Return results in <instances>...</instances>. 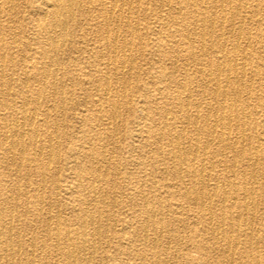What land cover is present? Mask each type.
Segmentation results:
<instances>
[{"label":"bare ground","instance_id":"bare-ground-1","mask_svg":"<svg viewBox=\"0 0 264 264\" xmlns=\"http://www.w3.org/2000/svg\"><path fill=\"white\" fill-rule=\"evenodd\" d=\"M16 1L5 0L9 11L14 9ZM131 1L87 0L86 3L85 0H34L38 3L32 5L31 10H28L25 15L32 23L34 29L32 39L34 42L31 43L26 39L22 54L18 59L12 54H8L14 50L12 47L0 43V164L5 163L6 169L10 171L9 176L13 177L14 181L21 177L20 172L23 168H32L34 172L38 173L37 185L39 187H45L46 182L49 181L54 185L53 189L55 191L60 190V187L63 188L62 197L66 201L68 200L66 206H64L66 210L70 211L71 219H69V222L71 225H68L66 220H61L62 197H59L58 192L49 193L46 196L40 190L36 194L38 202L36 205L37 215L43 217L44 220L48 219L50 224H45L47 225L45 232L49 237L48 240L52 238L51 245L53 248L58 250L61 247L60 254L63 257V264L91 263L92 254L98 244H96L95 239L101 237L99 228L100 223L104 220L98 207L106 205V198L109 195L113 196L111 199L114 198L112 203H116L115 197L118 196V192L110 183L108 184L109 190L107 188L104 191L101 187L103 179L109 176V171L107 168L101 169L98 165L104 166L108 161V156L105 150L101 149L102 151L95 154L94 150L88 147L92 142L90 137L78 138L71 135L68 152V159L71 163L66 162L63 167L59 163L61 159L59 139L61 127L63 126L60 127L59 116H63V109L65 108V100L60 97L62 93L61 79L66 77L75 79L72 92L75 93L78 90L83 95L84 100L81 101V106H85L88 101L95 99L94 106H98L96 111L101 112V109H99L102 107L100 101L108 102L110 106L109 112L107 111L109 113L108 117L114 119H112V125H114L113 122L116 113H118L116 109H118L119 102L113 100L110 96L112 89L108 71L110 69H113V72L116 71L114 74L116 77H114L116 83L122 89L129 87L128 81L126 84L124 78L125 69L133 64L134 55L137 52L126 54L120 48L119 52L121 54L114 51L115 54L111 55L112 50L110 54L104 57V54L100 52V48L118 47L119 36L117 33H109L108 21L113 18L117 27L123 23L125 24L121 8L126 4L129 6ZM158 1L163 5L170 6L173 0ZM182 2L184 6L196 10L198 13L197 16L189 18L185 26L180 27V35L183 34L181 37L187 45L188 57L185 62L187 66L190 63L189 61L201 65L200 67L194 66V69L189 70L190 72L187 74L185 73V76L197 75L201 78L198 82L201 100H192L194 112L191 111V114L184 112L186 102L177 101V112L180 113L177 116L180 124H190L194 129L200 117L203 116L202 132L209 137L212 144L220 149L218 154H214L213 151L211 154L216 157L219 156L221 159L217 162H209L208 160L207 163L202 160L201 163H197L199 169H196L193 163L186 164L184 160L185 153L194 155V153L201 151L206 159L207 146L200 145V141L196 139L197 137L193 144L188 147L182 144L180 138L185 135L186 127L176 129L173 125L172 128V124L167 122L169 112L167 110L162 111L158 118L163 122L162 129H160L162 131L159 130L155 134L158 137H164V132H173L172 136H167L169 148L163 154L170 165L175 168L171 174L176 177V182L166 186L152 182L148 190L140 186V181L120 187V193L127 195L126 204L128 206L121 205L130 207L131 219L136 220L139 224V231L132 230L131 220H126V218L122 221L116 220L112 224L111 232L118 237V241L124 244L123 247L121 244H117V247L123 250V254L127 256L126 261L114 262V264H140V259L144 261L143 264H165L159 257L158 241L166 232L172 231L171 226L182 220L180 212L185 203L193 205L195 211H198L197 216H195L197 222L194 224V233L184 236L180 243L185 246L189 242L195 249L200 250H191L185 254L190 261L197 258L194 252L210 254L216 251L219 258L212 264H224V261L228 262L227 264H264V253L260 250V247L264 245V223L262 227L258 228V231L253 226L258 217V210H264V186H255L256 179H264V173L261 172L258 175L251 173L253 174L251 178L254 179L250 182L246 179L236 181L230 178L231 176H226L228 172H234L236 169L243 173L246 166L263 164L264 150L261 151L259 138L247 132V130L251 131L253 126L248 125V121L246 123L245 120L248 114L241 107V103L254 100L259 104L264 98V89L260 90L259 93H251L244 82L248 69L255 68L257 70L256 62L264 60V23L259 21L253 23L251 20L250 23H253V27L250 30L246 27L244 17L236 20V17H233L230 11L229 15L225 13H215L216 15H214V11L217 12L218 9L221 11L224 8L225 0H183ZM227 2H230V0ZM235 9L237 8L232 7V10ZM95 12H100V18L102 17L98 25L100 28L96 29L93 35L97 39L91 46L89 45L87 50L83 49V52L81 51V56L76 60V63L78 62L77 68H79L77 69V76L73 78L69 75V72L66 74L62 72L66 48L78 42L75 32L80 31L82 25L91 26V22L95 19L92 16L96 17V14H93ZM159 16H161V13H159ZM175 18L174 15L171 19L175 20ZM134 32L136 33L135 30ZM191 34L196 35V37L191 39ZM80 39L82 40L81 43L87 44L85 35L82 34ZM194 43L198 44L196 49ZM127 44L129 45V42H125V46ZM26 53L30 54L27 55ZM32 53L33 55H31ZM28 66L32 68V71L27 69ZM163 66L162 64L158 66L160 68L158 77L160 78L166 77L165 71L161 70ZM254 73L255 71H253ZM256 76L263 79L260 71H257ZM32 77L40 80L41 84L34 83V86L31 85ZM85 81L86 83L100 81V85H96V90H93L88 86H84ZM46 87L52 88V92L48 93ZM194 90L196 91V89ZM183 91L185 96L190 97L193 90L184 89ZM243 92L245 93L244 96L242 95ZM85 111L87 110L72 109L71 118L81 126H86L88 123L92 125L91 119L95 120L94 115L97 113L84 115L83 112ZM97 117L102 118L103 115L97 114ZM142 119L145 122H153L152 117L146 113H144ZM111 132H113V129ZM145 133L150 135L151 132L148 130ZM101 135L96 130L94 138L102 141ZM193 158L195 159V157ZM237 158L240 159L239 164ZM64 167L73 171L75 175L74 181L69 184H67L65 178L62 179V176H60ZM218 167H220L219 174L215 173V169ZM164 169L166 171V168ZM120 170L119 168H113L116 175L121 174ZM123 174L126 176L124 172ZM182 174L188 177L187 182L181 178ZM180 195L183 196L181 200L176 198ZM26 198L19 186H13L7 194L0 187V264H9L7 258L15 259L20 255L18 247H16L19 243H17L18 245L12 243L13 225L15 222H21L19 215H15L14 211L18 207H22L24 212H28L29 202ZM140 198L143 204H140ZM16 199L19 202H15ZM74 202H78V204H74ZM140 225L143 232L141 237ZM90 226L91 230L88 229ZM16 237L18 236L16 235ZM140 242L152 249L150 258H147L145 254H140ZM39 243V248L47 246L44 239L40 240ZM183 246L181 247L183 248ZM182 248L175 255L182 254ZM32 257L31 261H33ZM227 259L229 260L227 261ZM11 264L27 263L14 261ZM51 264H54V262L51 261Z\"/></svg>","mask_w":264,"mask_h":264},{"label":"rangeland","instance_id":"rangeland-1","mask_svg":"<svg viewBox=\"0 0 264 264\" xmlns=\"http://www.w3.org/2000/svg\"><path fill=\"white\" fill-rule=\"evenodd\" d=\"M86 1L87 0H85V2ZM182 1L183 0H173L170 6H167V4L163 5V3L161 4L158 0H132L131 3H129L130 7L126 4L129 7V9L126 5L123 8H121L122 16H124L125 24L123 23L122 25H119L117 27L113 21V18L109 19L110 21H108L107 27L110 31L109 33L118 34L119 36V41L117 43L118 47L115 48L114 46L110 48L109 47L100 48L101 54H104V57H106V55L110 54L112 50H113L112 52L113 54L111 53V55H114L116 51L118 53L121 49L123 50V53L125 52L126 54L128 53L135 54L137 52L134 55L133 64L130 65L132 68L128 66L129 68L127 67L125 69L124 78L126 79V84L128 81L129 87L122 89V87H120L119 84L116 83V79H115L116 76L114 75L116 71L113 72V69H110L108 71V74L110 77V85L112 89L110 96L113 100L119 102L118 109H116L118 113H116L115 121L113 122L114 125H112V121L114 119L108 117L109 115L108 110H110V106L108 102H105L104 100L100 101L102 104V107L99 108L101 109V112L96 111L98 109V106H94L93 102H95L94 101L95 99L93 101L92 100L88 101L85 104V106L84 105L81 106L83 102L82 100H84L83 95L78 90H76L75 93L72 92L73 86H75L74 84L75 79H70V77L61 79L62 93L60 94L61 95L60 97L62 100H65L64 101L65 108L63 109V112H64L62 114L63 116H59L60 118L59 123L61 122L60 127L63 125L62 126L63 128L61 127L60 139H59L60 158H61L59 163L63 167L66 162H69V159H68L69 138L71 135H75L78 138H81V137L89 138L90 137L92 138V142L89 144L88 147H91L94 150L93 152H95V154H97L98 151L105 150L108 156V161L106 164H104V166L106 167L100 164L98 165L101 169L107 168L109 171V176L106 177L107 179L106 178L103 179V183L101 184V187L105 191L107 190L108 184L110 183L111 186L115 187V190H117L118 192L117 193L118 196L115 197L116 203H112L114 198L111 199V197L113 196L109 195L106 198V202H107L106 205L104 207H98L104 220L100 223L99 230L101 231V237H98L95 239L96 244L97 243L98 244L96 245V249L94 253L92 254V260L90 264H114V262L117 263L119 261L121 262L126 261L127 256L123 254V250H120L117 247V244H121L122 247L124 246V244H122L121 241H118V237L114 235L113 232H111L112 224H114L116 220L122 221L125 218L126 220L129 219V221L131 220V224L133 225L132 230L139 231V228H138L139 224L136 222V220L131 219L132 215H131L130 207L124 206V205H127L126 204L127 195L125 193H123L122 195V192L120 193V190H121L120 187H123L125 184H132V183L140 181V186H143V188L148 190L149 185L152 182H155V184L157 185H164V186H166L167 184H173L176 182V177L172 176L171 174L175 168L170 165V162L168 161L166 156L163 154V152L165 153L166 150L169 148L168 143H167V136L168 135L172 136L173 132L169 131L165 133L163 131L164 137H158L155 134V132L162 129L163 122L162 120L158 119L162 111L167 110L169 112V114L167 115L168 116L167 122L169 124H172L171 125L172 128H173V125H174V128L176 129H181L183 126L186 127L185 135L182 138H180V141L182 140V144L188 147L189 145L193 144V142L195 141V138L197 137L196 139L200 141V145L203 144L207 146L206 159L201 151L194 153V155L185 153L186 159L184 158V160L186 161L185 162L186 164L193 163L195 168L199 169L198 164L201 163L202 160L203 161L205 160V162L206 161L208 162V160L209 162L210 161L217 162L218 160L221 159V157L219 158V156L216 157V156H213V154H211L213 152L214 154L216 153L218 154V150L220 149L217 148L215 144H212L209 140V137H207L204 134V132H202L201 127L203 124L202 122L203 116L200 117V119L198 120V124L195 127V129L190 124L188 125L180 124V121L177 116L180 114L177 112L178 111L177 101L180 100L182 102H186L185 103L186 108L184 107V112L185 113L188 112V114L189 113L191 114V111L192 113L194 112V108L192 107V103H193L192 100L193 99L201 100V94L199 93L200 89L198 87V82H200L201 78L198 77L197 75H192V76L186 75L185 76V73L187 74L188 72H190L189 70L194 69V66L200 67L201 65L200 64L197 65L194 62L189 61L190 63L187 66V63H185L186 58L188 57L187 45L184 43V40L181 37V35L183 34L180 35V31H181L180 27L185 26V24L188 23L189 18L191 19L192 16L194 17L197 16L198 13L196 10L184 6ZM225 1H226V4L224 8L221 9V11L220 9H218L217 12L214 11L213 13L214 15H216L217 13H225L229 15V11H230L233 17H236V20L240 17H244L246 19V23H245L246 27H248V29L250 30H252L251 29L253 27L252 24L255 21L264 23V0H230V2H227L228 0H225ZM33 2L34 0H22V1L17 0L15 2L16 4L14 6V9L9 11L7 2H5V0H0V43H4L7 46L12 47L14 50L9 52L8 54L9 55L12 54L17 59L22 54L23 45L26 39L31 41V43L34 42L32 39L34 35V29L32 27V23L25 16L26 12L28 10L29 11L31 10L32 8L31 6L36 5L38 3V2L37 3L36 2L33 3ZM30 3H33V4H30ZM232 7H236L237 9L232 10ZM173 11L174 13H172ZM99 13L100 12L93 13V14H96V17L92 16V18L93 19L95 18V19L91 22L92 23L91 26L82 25V29L78 32H75L76 33L75 37L77 36L76 39L78 40V42L66 48V56L63 61L64 65H62L63 67L62 72L65 74L69 72L70 73L69 75H71L73 78L77 76V72H78L77 69H79L77 68L78 62L76 63L77 58L81 56L83 49L87 50L89 48V45L91 46L95 42V39H97L93 35L95 34V30L100 28V26L98 25L100 21L102 20V17L100 18ZM159 13H161V16H159ZM174 15L176 16V18L175 20H172L171 18ZM251 20L253 21V23H250ZM164 23L166 26L164 25ZM134 30L136 31L137 34L134 32ZM82 34L83 36L85 35L87 37V44L81 43L82 40L80 39V37ZM195 37L196 35L191 34V39H194ZM125 42H129V45L127 44V46H125ZM138 43H141V44H138ZM197 47H198V44L194 43V48L196 49ZM8 54L6 53V55ZM26 54L29 55L30 53H26ZM118 54H121V52H119ZM31 55H33V53ZM178 58L180 59L182 58V59L180 60ZM158 64L160 65L162 64V66L164 65L163 69L161 70L163 72L165 71L164 72L166 74L165 78L158 77V74L160 71V68L158 67L160 65ZM255 66L258 69L255 70V68H249L247 75L244 79L245 80L244 82L246 86L249 87L248 90L251 91V93H256V92L259 93L260 90L264 89V60L256 62ZM175 68H177L176 71H175ZM27 69L29 71H32V68H30V66H28ZM182 70L185 72H183ZM253 71H255L254 74H253ZM257 71H260L262 73L261 78L263 79H260L258 76H256ZM126 76L129 78H127ZM32 78L33 80L31 82V85L34 86L37 83L41 84L40 80H36L34 79V77ZM96 85H100V81L96 83H86L85 81V84H84V86H88L89 88H92L93 90H96V87H97ZM46 88H47L46 91H48V93H51L53 90L52 88H49V87H46ZM183 88L189 89L190 91L193 90L194 92L192 91L193 92V93L191 92L192 95L190 97H187L184 94ZM194 89H196V91ZM242 95L244 96L245 93L243 92ZM123 101H125L124 102L125 105L123 104ZM146 102H148L147 103L148 105L146 104ZM241 107L245 109L244 110L245 113L249 115V117L247 115V118L245 120L246 123L248 121L247 124L250 126H253V129L251 130L252 132L249 130H247V132L259 138V144L261 147V151H263L264 150V98H262V101L259 102V104L258 102L256 103L254 100H251L248 102L243 101L241 103ZM75 108L87 110L83 112L84 115H90L92 113H97V114H102L103 117L98 118L97 114H95L94 115L96 117L95 120L91 119L92 125H89L88 123V125L86 126H81L79 123H77L71 118L72 109H75ZM144 113L149 114L152 117V121H153L152 123L145 122L142 119V116L144 115ZM105 117L108 119H106ZM112 129H113V132L115 133L111 132ZM96 130H98V132L102 134L101 135V137L103 138L102 141H99L96 138H94V134ZM148 130L151 132L150 135H148V133H145ZM161 131L162 130H160V132ZM158 147H160L161 149L160 148L158 149ZM193 157H195L196 160ZM203 157L204 159H202ZM236 160L238 163L240 159L237 158ZM70 163L71 162H69V164ZM261 164L262 163L253 165L255 166L254 168H252L253 166H250L251 168L246 166L245 172L243 173H241L242 171L240 172V170L236 169L234 172L233 171L228 172L226 176L228 177L231 176L230 178L236 181H239V180L241 181L243 179H246L249 182L253 181L254 178L252 179L251 175L253 174L258 175L261 172L264 173L263 171L264 154H263V164L262 165ZM65 168L66 167H64V169L61 171L60 176H62V179L65 178L67 181V184H69L74 181L75 175L73 174V171H70ZM113 168L121 169L120 170L121 174L119 175L114 174ZM164 168H166V171ZM219 169L220 167L216 168L215 173L219 174L220 173ZM259 169H261L262 171ZM9 172L10 171L7 170L5 167V163L2 162L0 164V187H2L5 191V194H7L10 188H12L13 186H19L22 193H24L27 197L26 199L29 202V210L28 212H24L22 207H18L14 211L16 213V214L14 213L15 215H19L21 222L19 223L15 222L13 225L14 236L12 239V243H14L15 245L19 243V245L17 244L18 246L16 247H18L20 255L18 258H15V259L11 257L7 258V262L9 264H11L14 261L15 262L21 261L27 264H51V261H52L54 262V264L55 262L56 264H63V257L60 254L62 251L61 247L58 250L53 248L51 245L52 238L48 240L49 237H47L48 235H46L45 229L49 223L48 219L44 220V218L39 217L36 212V205L38 204L36 194L39 193L40 190L41 192L43 191L44 195L46 196L49 195V193L58 192L60 194L59 197H62L63 188L60 187V190L58 189L57 191H55L53 189L54 185L50 183L49 181L46 182L45 187H39L37 185L38 180H39L38 173L34 172L32 168H25V169L23 168L20 172L21 177L15 181L13 177L9 176ZM123 172L125 173L126 176H124ZM25 174L27 175V178ZM144 174L146 177L144 176ZM181 178H183L187 182L186 179L188 177H186L185 174H182ZM262 185L264 186V179L263 178L256 179L255 186L260 187ZM109 189L110 188H108V190ZM161 196L163 195L161 194ZM21 198L23 199V197ZM176 198H179L181 200L183 199V196L180 195V197L177 196ZM61 199H62L61 206H60L61 211H62L60 214L61 220H66V222H68V225H71V223L69 222V219H71L70 211L65 209L66 202H68V200L66 201V199H64L63 197ZM141 200L142 199L140 198V204H143ZM15 202H19L18 199H16ZM74 204H78V202H74ZM121 204H124V205L122 206ZM197 212L195 211V208L193 205H187V203H185L180 212L182 220L179 222H176L173 226H171L172 231L166 232L164 236L158 241L159 257L161 258L163 262H165V264H197V263L198 264H212V263H215V261L219 258V255L217 254L216 251H213L210 254L194 252L197 257L196 260L194 261H190L189 257L185 255L191 250H197L189 242L185 246L180 244L184 236L191 235L194 233V224L197 222L196 217H195L197 216ZM257 216L258 217L256 218L254 225H253L256 231H258V228L262 227L264 223V210L262 209L258 210ZM260 217H261V221H260ZM36 218L38 219V221ZM22 220H25V221H22ZM259 221H260V224H259ZM88 229L91 230V226ZM142 234L143 232L141 230V225H140V237L142 236ZM16 235L18 237H16ZM149 237L151 238V236ZM42 239L46 241L47 246L45 248L40 247L41 248L40 249L39 241ZM181 246H183V248ZM263 246L264 245L260 247V250L262 253H264ZM180 248L183 249L182 254L179 253L178 255H175V253L181 250ZM46 249L48 250L47 252H46ZM197 251H200V250H197ZM151 252H152V249L150 248V246L144 245L143 243L140 242V254H145L147 258H150L151 257L150 255H152ZM31 257L33 258V261H31ZM228 260L229 259H227V261ZM143 262L144 261L140 259V264H143ZM227 263L228 262L224 261V264H227Z\"/></svg>","mask_w":264,"mask_h":264}]
</instances>
